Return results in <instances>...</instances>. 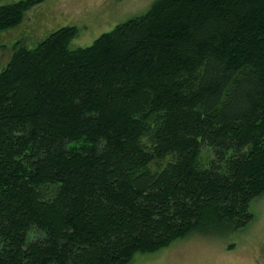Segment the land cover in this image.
I'll return each instance as SVG.
<instances>
[{"label":"trees","instance_id":"trees-1","mask_svg":"<svg viewBox=\"0 0 264 264\" xmlns=\"http://www.w3.org/2000/svg\"><path fill=\"white\" fill-rule=\"evenodd\" d=\"M46 0L0 5V34ZM0 69V264H130L224 239L264 196V0H156Z\"/></svg>","mask_w":264,"mask_h":264},{"label":"rangeland","instance_id":"rangeland-1","mask_svg":"<svg viewBox=\"0 0 264 264\" xmlns=\"http://www.w3.org/2000/svg\"><path fill=\"white\" fill-rule=\"evenodd\" d=\"M20 0H0V5ZM156 0H46L26 11L22 23L0 34V69L16 47L34 48L52 32L74 26L71 48L88 47L118 24L146 13ZM254 220L224 239L188 237L151 254H137L130 264H264V196L252 205Z\"/></svg>","mask_w":264,"mask_h":264}]
</instances>
